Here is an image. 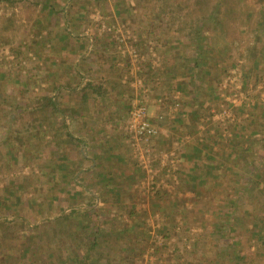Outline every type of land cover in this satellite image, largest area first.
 <instances>
[{
  "label": "rangeland",
  "instance_id": "374dc122",
  "mask_svg": "<svg viewBox=\"0 0 264 264\" xmlns=\"http://www.w3.org/2000/svg\"><path fill=\"white\" fill-rule=\"evenodd\" d=\"M196 2L206 0H0L8 38L0 45V220L35 232L0 229V264H88L79 259L94 235V264H264V0H207L200 20ZM3 17L12 21L5 29ZM89 23L120 45L132 92L147 88L132 59L155 72L166 61L192 91L188 111L177 86L161 95L152 121L178 129L163 146L155 137L137 147L125 130L134 93L119 117L128 159L108 155L90 166L83 139L57 152L53 127L67 126L66 111L31 124L26 111L37 97L56 96L58 33ZM137 27L153 38L140 43Z\"/></svg>",
  "mask_w": 264,
  "mask_h": 264
},
{
  "label": "crops",
  "instance_id": "0c3cea01",
  "mask_svg": "<svg viewBox=\"0 0 264 264\" xmlns=\"http://www.w3.org/2000/svg\"><path fill=\"white\" fill-rule=\"evenodd\" d=\"M81 18L82 15L74 20L80 22ZM132 21L135 23L139 20L132 19ZM86 25V28L75 29L69 34L58 33L56 45L52 49L54 51L52 60L57 61L52 67V84L56 87L54 94L59 105L67 111L68 132L75 139H83L87 144L88 154L84 155L83 160L90 161V166H94L103 165V160L108 155L112 158L128 159L130 157L129 140L124 137L125 132L121 129L119 117L125 116L126 104L133 93L145 100L148 114L153 121L156 120L161 109V95L168 94L172 85L181 89L179 92L184 98L181 99L179 106H183L184 111L191 109L193 93L183 90L182 83H179L177 79L174 80L176 77L172 76L178 75L179 72L172 71L171 65H168L166 61H162V67L155 72V70L149 71L148 61L136 64L137 59H132L133 66L143 69L145 73L143 84H146L147 88L145 91L141 89L139 92L134 89L132 92L128 83L123 81V73L128 63L121 60L120 55L115 51L120 45L113 41L110 34H98L92 24ZM135 32L140 43L144 38H153V34L144 32L138 27ZM168 47L160 45L163 50ZM139 48L134 46V49L140 53ZM150 48L153 49V47ZM71 57L75 59L72 60ZM163 58L168 59L165 55ZM133 83L137 86L136 81L130 82V84ZM85 84L90 86L82 89L81 87ZM158 125L156 139L158 141L163 137L160 142L158 141L159 145L163 146L164 136L177 134L178 129H173L163 121ZM185 130L183 133L186 132Z\"/></svg>",
  "mask_w": 264,
  "mask_h": 264
},
{
  "label": "trees",
  "instance_id": "16d2710c",
  "mask_svg": "<svg viewBox=\"0 0 264 264\" xmlns=\"http://www.w3.org/2000/svg\"><path fill=\"white\" fill-rule=\"evenodd\" d=\"M196 1H198V0H196ZM201 3L203 5V7H202V5L200 7L198 5L200 3H197L196 2L195 8L193 10V12L195 11L196 16H197V18L199 20L203 18L204 14L206 13V10L208 9L207 0H206V3L205 2H201ZM4 20L7 21V22H10L11 21L10 17H7V18L6 17H3V20H1L2 21V23H1L2 29H5L6 28V25L4 23ZM6 39H8V38H6L5 35L0 34V45H2L4 41L5 42H8V40H6ZM2 40H4V41H2ZM89 86H90V84H85L81 88L82 89H86ZM37 98H38L37 105L34 106V107H31L30 109H28V111H26L27 114H28L27 117H29L31 124L36 125L37 124V121L40 120V125L43 126L48 121L50 123V116L54 112H57L59 109L60 110H63V111H66V109L63 106H60L59 105L56 96H52L49 93H47V94L42 95V96L37 97ZM20 111L22 113H24L25 112V108H22ZM66 113H67V111H66ZM53 128L56 129V130L54 129L56 132L52 135V142L56 145L57 152L60 151L59 145H62V144L65 145V144H67L68 142H71V141L77 142L78 139L73 138V136L70 135V133L68 132L67 126L65 125L63 119H61V123L57 127L54 125ZM236 147H237V149L234 151V154L235 155H237V154H239V152L243 151V148L240 145H237ZM54 158L56 159V161H58V156L57 157H54ZM59 165L60 164L58 162L54 166L58 167ZM58 172H59V170H58ZM90 199H92V197H90ZM8 208L9 207H7V209ZM1 209H2V205L0 204V211H1ZM8 210L10 211L11 209H8ZM75 211H77L76 213H78L79 215H82V216H84L87 213H89V209H87V208H85L81 212H80V210H76V209L74 210V212ZM38 216L39 215L36 214V218H38ZM7 222L8 221H6L5 218H3V219L0 220V229L1 230L4 229V231H5V229H8L9 228V223H14V224L17 223V225L19 226V231L18 230H14V229H12L10 227V230H12L13 233L16 236L19 235V234H21L22 236L26 237V234L29 236L32 233H35V232H32L31 231V229L29 227V224H26L24 221H21V220L15 221V220H13V221L8 222V224H7ZM50 225H51V221H45L42 224L35 225V227L39 231L40 230L39 227H42L43 229H46L48 226L50 227ZM100 228H101V226L96 225V229L97 230H99ZM5 232H7V231H5ZM104 232H106V230ZM259 236H260V238L258 240L260 242H263L264 241V236L263 235H259ZM74 237H76V236H74ZM94 237L95 238L91 241V243H89V245L86 246V252L85 253L84 252L81 253L82 255H80V259H79V262L80 263H83L84 261H87L88 264H94L93 263V260L91 259V255H92L93 249L96 246V238L97 237L95 235H94ZM77 245L75 244L74 246L76 247ZM70 261H73L72 258H71ZM107 263H109V262H107Z\"/></svg>",
  "mask_w": 264,
  "mask_h": 264
},
{
  "label": "built area",
  "instance_id": "2783aa9c",
  "mask_svg": "<svg viewBox=\"0 0 264 264\" xmlns=\"http://www.w3.org/2000/svg\"><path fill=\"white\" fill-rule=\"evenodd\" d=\"M136 84L140 85L141 80L136 79ZM125 122V130L133 138L137 147L141 142L148 144L158 134V126L150 119L147 105L140 95L132 100Z\"/></svg>",
  "mask_w": 264,
  "mask_h": 264
}]
</instances>
